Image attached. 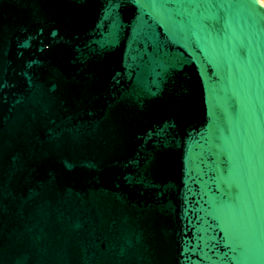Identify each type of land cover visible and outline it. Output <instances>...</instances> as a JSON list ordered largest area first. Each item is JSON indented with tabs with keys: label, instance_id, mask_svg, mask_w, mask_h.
I'll return each instance as SVG.
<instances>
[{
	"label": "water",
	"instance_id": "obj_1",
	"mask_svg": "<svg viewBox=\"0 0 264 264\" xmlns=\"http://www.w3.org/2000/svg\"><path fill=\"white\" fill-rule=\"evenodd\" d=\"M0 264H264V5L0 0Z\"/></svg>",
	"mask_w": 264,
	"mask_h": 264
},
{
	"label": "bare ground",
	"instance_id": "obj_2",
	"mask_svg": "<svg viewBox=\"0 0 264 264\" xmlns=\"http://www.w3.org/2000/svg\"><path fill=\"white\" fill-rule=\"evenodd\" d=\"M262 5H264L263 3H262V1L261 0H258Z\"/></svg>",
	"mask_w": 264,
	"mask_h": 264
},
{
	"label": "rangeland",
	"instance_id": "obj_3",
	"mask_svg": "<svg viewBox=\"0 0 264 264\" xmlns=\"http://www.w3.org/2000/svg\"><path fill=\"white\" fill-rule=\"evenodd\" d=\"M262 1V3L264 4V0H261Z\"/></svg>",
	"mask_w": 264,
	"mask_h": 264
}]
</instances>
